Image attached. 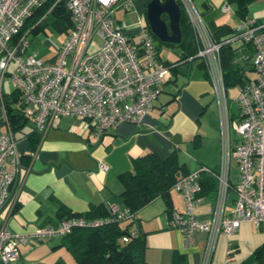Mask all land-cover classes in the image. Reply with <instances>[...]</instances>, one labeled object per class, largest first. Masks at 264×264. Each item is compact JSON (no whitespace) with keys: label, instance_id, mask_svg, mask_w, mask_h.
Returning a JSON list of instances; mask_svg holds the SVG:
<instances>
[{"label":"built area","instance_id":"2783aa9c","mask_svg":"<svg viewBox=\"0 0 264 264\" xmlns=\"http://www.w3.org/2000/svg\"><path fill=\"white\" fill-rule=\"evenodd\" d=\"M62 1L72 25L58 45L55 59L26 52V20L45 5L38 21ZM187 16L194 56L200 59L212 87L216 105L219 161L205 164L180 176L171 186L184 200V210H173L168 220L183 235L184 244L194 241L197 231L206 233L202 260L210 264L220 233L231 234L244 221L253 223L264 235V21L241 18L233 30L215 39L202 12L193 0H176ZM132 0H0V215L11 206L22 182L21 153L11 130L2 89L3 78L17 92L13 105L27 115L42 134L57 118L75 117L91 124L99 139L121 122L141 123L153 108L164 78L173 64L160 59L155 40L143 15L127 23L115 13L128 10ZM223 11L229 5L222 6ZM37 23V22H36ZM97 39V40H96ZM230 43L251 47L254 76L238 85L234 98L228 94L220 47ZM238 169L237 178L232 168ZM105 170L107 164L98 161ZM203 174L215 180L211 211L196 215L194 207ZM128 206L109 205L106 216L70 215L32 231L12 232L0 223V260L14 264L20 244L45 238L64 237L78 227H98L114 221L136 222ZM133 225L126 241L140 236ZM264 264V260L263 263Z\"/></svg>","mask_w":264,"mask_h":264},{"label":"crops","instance_id":"0c3cea01","mask_svg":"<svg viewBox=\"0 0 264 264\" xmlns=\"http://www.w3.org/2000/svg\"><path fill=\"white\" fill-rule=\"evenodd\" d=\"M145 1L133 0L139 15ZM193 1L215 39L230 34L241 18L235 8L231 10L229 0ZM225 3L229 5L228 11L222 10ZM155 44L160 59L174 64L143 122H121L96 139L91 124L75 117L55 119L42 134L28 120L24 129L33 127L39 139L31 145L26 135L16 138L22 182L11 206L1 213L0 223L12 232H28L69 214L106 216L110 204L127 206L120 194L123 189L120 174L133 170L135 160L146 153L164 159L175 150L186 173L201 164L217 165L220 156L217 113L212 87L200 59H181L183 48L177 43L155 41ZM162 45L175 50L167 49L162 55ZM233 46V61L238 65L245 63V74L252 50ZM98 161L105 162L107 168L99 169ZM213 197V188H203L194 213L209 214ZM168 198L167 203L164 197H155L137 211L136 222L120 223L130 222L128 229L133 225L139 228L146 244L144 255L150 263L172 264L176 256L183 255L187 264H199L206 233L197 231L194 241L184 244L179 229L168 224L173 210H184L183 196L170 188ZM19 248L20 255L14 264H75L63 237L26 241ZM263 260L264 235L253 223L244 221L231 234H219L210 264H262ZM0 264L4 263L0 260Z\"/></svg>","mask_w":264,"mask_h":264},{"label":"trees","instance_id":"16d2710c","mask_svg":"<svg viewBox=\"0 0 264 264\" xmlns=\"http://www.w3.org/2000/svg\"><path fill=\"white\" fill-rule=\"evenodd\" d=\"M147 1H145L142 15L148 25L145 15ZM229 1L235 4L237 15L245 18L248 0ZM45 8L44 5L36 9L26 20L25 28L34 25L31 30L35 31L46 24H51L56 30L66 32L72 25L71 15L62 1L57 2L51 12L38 21ZM180 10L179 23L182 35L180 42L177 44L183 48L184 56L181 59H186L188 56H194L196 46L192 39L187 16L181 7ZM151 34L157 43L164 42L159 40L152 32ZM250 49L252 50L251 47ZM234 50L235 47L230 43H225L220 47L227 86L242 84L247 79L243 72L246 67L245 63L244 65H238L233 61ZM170 64L174 63L170 62ZM249 65L248 68L253 69L251 60ZM4 94L7 118L15 138L26 135L30 138L31 145H34L38 141L39 135L33 127L28 130L24 129L30 118L13 105L17 98L16 90L11 89ZM184 174L186 172L175 150L164 159H160L152 153H146L135 160L133 170L124 171L120 174L123 184L120 194L124 203L136 214L143 205L157 196L164 197L168 203V193L172 184ZM202 177L205 180L201 178V191L206 186L215 189V180L212 176L203 174ZM104 212L103 210L102 213ZM129 225L130 222L122 225L120 222L114 221L98 227H78L63 237V244L72 253L75 264H152L145 258L146 244L142 236H137L128 241L120 238L127 232ZM172 264L187 263L183 255H178Z\"/></svg>","mask_w":264,"mask_h":264},{"label":"rangeland","instance_id":"374dc122","mask_svg":"<svg viewBox=\"0 0 264 264\" xmlns=\"http://www.w3.org/2000/svg\"><path fill=\"white\" fill-rule=\"evenodd\" d=\"M132 4L133 0L128 10H124V8L121 7L116 10L115 15L118 18L124 19L127 23L137 22L139 13L137 10H135ZM230 4L231 10H233L235 8V4L233 2H231ZM246 17L264 21V0H248L246 8ZM65 36L66 32L64 30L58 31L51 24H46L42 28L37 29L35 31L31 30L28 33L29 44L27 46L26 52H35L42 57L53 60L55 59L57 53L56 47L62 43ZM167 49L175 50L174 47L169 48L166 45H162V55L165 54ZM254 74V71L250 68L247 67L245 69V75L247 77H252ZM238 85L239 84L234 86H228V94L231 100L233 101V110L234 108H236V102L234 98L238 93ZM2 89L4 92H8L12 89V86L8 81L7 75L3 78ZM237 175L238 169L236 166H233L232 177L236 179ZM123 236L124 235H122L120 238L125 241V238Z\"/></svg>","mask_w":264,"mask_h":264},{"label":"water","instance_id":"95a60500","mask_svg":"<svg viewBox=\"0 0 264 264\" xmlns=\"http://www.w3.org/2000/svg\"><path fill=\"white\" fill-rule=\"evenodd\" d=\"M146 20L151 32L161 41L178 43L181 40L180 6L176 0H148ZM1 116L0 107V122Z\"/></svg>","mask_w":264,"mask_h":264}]
</instances>
